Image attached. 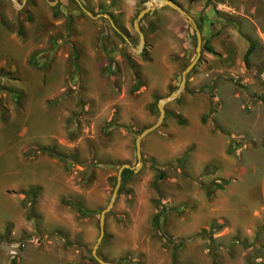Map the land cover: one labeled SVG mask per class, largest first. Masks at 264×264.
<instances>
[{"label": "rangeland", "instance_id": "rangeland-1", "mask_svg": "<svg viewBox=\"0 0 264 264\" xmlns=\"http://www.w3.org/2000/svg\"><path fill=\"white\" fill-rule=\"evenodd\" d=\"M16 1L0 0V264H101L123 165L106 264H264V0H187L201 58L141 164L136 138L196 57L187 19L145 16L138 53L151 0H80L98 19Z\"/></svg>", "mask_w": 264, "mask_h": 264}, {"label": "water", "instance_id": "water-1", "mask_svg": "<svg viewBox=\"0 0 264 264\" xmlns=\"http://www.w3.org/2000/svg\"><path fill=\"white\" fill-rule=\"evenodd\" d=\"M16 1V0H14ZM48 3L49 0H46ZM76 3L79 5V7L81 8V10L83 12H85L88 16H90L93 19H98L99 17H102L104 15L100 14V15H93V13H91L90 11H88L84 5L81 3L80 0H75ZM151 4V5H149ZM163 7H170L173 10L179 12L183 17H185V19H187V21L190 23L191 27L194 29L195 31V35H196V39H197V44H196V57L195 59L186 67V69L183 71L182 73V79L181 82L179 84V87L176 91H174L171 95H169L168 97L162 99L161 101L158 102L157 104V109L159 111V118L158 121L153 124L152 126L146 128L145 130H143L140 135L136 138L135 141V146H136V155H137V159L139 161V163H142V142L143 140L151 133H153L157 128H159V126L162 124L164 117H165V105L172 102L173 100H176L180 97L181 93L183 92L185 85H186V80L187 77L189 75V73L194 69V67L196 66V64L198 63V61L201 58V54H202V34L201 31L197 25V22L195 21V19L190 16L189 14L186 13V11L181 8L179 5H177L175 2H173L172 0H151L147 3V6L142 9L136 19L134 20L133 26L134 29L137 31L139 38H140V43L138 46V50L137 52L140 53L142 51V48L145 44V36L143 34V32L140 29V22L143 20V18L148 15L153 13L156 9L159 8H163ZM108 17V16H107ZM110 22L112 23L113 28L118 31L120 33V31L115 27V25L113 24L112 20L110 17H108ZM123 38L128 41L127 37H125L124 35H122ZM125 169H132L129 165H123L118 172V176H117V183L116 186L113 190L112 193V197L111 200L108 204V206L102 211L101 215H100V220H99V226H100V236L99 239L97 241V244L94 247V251H93V257L101 264H106L104 261H102L97 255H96V249L98 247V245L101 243L103 237H104V223H105V217L106 215L111 211V209L113 208V205L115 203V200L117 198L119 189H120V185H121V178H122V173Z\"/></svg>", "mask_w": 264, "mask_h": 264}, {"label": "crops", "instance_id": "crops-1", "mask_svg": "<svg viewBox=\"0 0 264 264\" xmlns=\"http://www.w3.org/2000/svg\"><path fill=\"white\" fill-rule=\"evenodd\" d=\"M174 2V1H173ZM177 3V5H179L181 8H183L184 10H189V9H192L193 10H196L197 8V5L195 4H190L188 5L187 4V0L184 1V3H179V2H175ZM176 12V13H175ZM179 13V12H178ZM177 11L173 10L172 8L170 7H163V8H159V9H156L153 13H151L150 15L151 16H156V17H161L162 18V21L163 19H166L168 20L169 22H166V24L168 25H179L178 24V20H179V15H178ZM147 16V15H146ZM154 23V22H153ZM160 24V22H159ZM148 25H152V24H148ZM157 25V24H156ZM161 25V24H160ZM143 143V142H142Z\"/></svg>", "mask_w": 264, "mask_h": 264}, {"label": "trees", "instance_id": "trees-1", "mask_svg": "<svg viewBox=\"0 0 264 264\" xmlns=\"http://www.w3.org/2000/svg\"><path fill=\"white\" fill-rule=\"evenodd\" d=\"M20 34H21V33H20ZM208 51H209V53H213V54H214V52H213L211 49H209ZM249 54H250V51L246 54V60H247ZM34 57H35L34 55L31 56L29 62H30L31 65H33V66L35 65V66H36V64H35V60H34ZM211 111L213 112L214 109H212ZM54 157L58 158L57 155H55ZM129 173H131V171H130L129 169H125V170L123 171V173H122V177H124L125 175H127V174H129ZM33 193H34V192H33ZM79 210H80V209H79ZM210 229H211L212 232H218V231L221 229V227L218 226L217 224H213V225L211 226ZM12 264H15V263L13 262Z\"/></svg>", "mask_w": 264, "mask_h": 264}, {"label": "bare ground", "instance_id": "bare-ground-1", "mask_svg": "<svg viewBox=\"0 0 264 264\" xmlns=\"http://www.w3.org/2000/svg\"><path fill=\"white\" fill-rule=\"evenodd\" d=\"M16 4H17V6H19V7H20V5L17 3V1H16ZM149 5H151V4H149Z\"/></svg>", "mask_w": 264, "mask_h": 264}]
</instances>
